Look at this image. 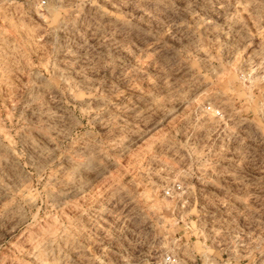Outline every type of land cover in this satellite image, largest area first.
<instances>
[{"label":"clouds","instance_id":"9594fccd","mask_svg":"<svg viewBox=\"0 0 264 264\" xmlns=\"http://www.w3.org/2000/svg\"><path fill=\"white\" fill-rule=\"evenodd\" d=\"M0 264H264V0H0Z\"/></svg>","mask_w":264,"mask_h":264}]
</instances>
